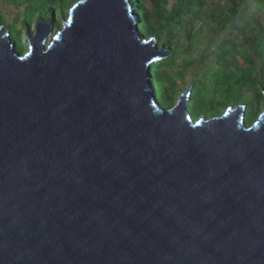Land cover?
Segmentation results:
<instances>
[{
  "label": "water",
  "instance_id": "obj_1",
  "mask_svg": "<svg viewBox=\"0 0 264 264\" xmlns=\"http://www.w3.org/2000/svg\"><path fill=\"white\" fill-rule=\"evenodd\" d=\"M138 21L75 0L23 53L0 27V264H264V110L164 108Z\"/></svg>",
  "mask_w": 264,
  "mask_h": 264
},
{
  "label": "trees",
  "instance_id": "obj_2",
  "mask_svg": "<svg viewBox=\"0 0 264 264\" xmlns=\"http://www.w3.org/2000/svg\"><path fill=\"white\" fill-rule=\"evenodd\" d=\"M14 6L10 15L0 10V27L9 30L10 40L17 51L22 50V30L28 28L33 19H48L65 13L67 6L75 0H6ZM138 15L137 26L145 37L155 36L159 47L169 50L165 57L151 65L153 89L159 102L167 107L174 104V90L178 80L192 74L194 87L189 95L187 110L193 115L214 116L215 107L245 103L248 105L244 121L248 124L257 118V110L264 100V0H229L233 4L225 7L224 0H130ZM186 17L184 33H180ZM227 21L223 24L224 18ZM234 29V35L223 37L217 44L214 63L200 53L199 38L206 32H222ZM138 28V29H139ZM213 29V30H212ZM186 51L181 66L177 58ZM241 58H245L242 62ZM191 71V72H189ZM211 82V91L208 81ZM206 93L209 95L207 96ZM204 94V95H203ZM211 96H215L212 99ZM225 106V107H226ZM261 113V112H260Z\"/></svg>",
  "mask_w": 264,
  "mask_h": 264
},
{
  "label": "rangeland",
  "instance_id": "obj_3",
  "mask_svg": "<svg viewBox=\"0 0 264 264\" xmlns=\"http://www.w3.org/2000/svg\"><path fill=\"white\" fill-rule=\"evenodd\" d=\"M223 5L225 7H227L228 5H231L230 9H229V12L232 11L233 9V4H230L229 0H224V3ZM70 6V5H69ZM69 6L66 7L65 9V13L64 14H61V13H58L56 14V16L54 17L53 19V31L55 30L56 27H59L63 21V19L66 17L67 15V10L69 8ZM0 10L1 11H4L6 13H9L10 15H12V13H15L16 12V9L14 8V6H10L9 3H7L6 0H0ZM227 21V17L224 18V21H223V24H225ZM37 22V20L34 18L31 25L28 27V28H25V29H28L30 32H33V29H34V25L35 23ZM231 23L229 24V28L225 29L224 31L222 32H215V31H212V32H206L204 36H202L201 38H199V41H198V47H199V51L200 53H196L195 57L196 58H201V54H203L205 56V59L206 60H209V64L211 68L213 69H216L217 65L216 63H214V60H215V57H216V52H217V44L218 42L225 36H228V37H231L234 35V29L231 28ZM185 27H186V17H184L183 21H182V24H181V31L180 33H184L185 31ZM139 28V27H138ZM25 29L22 30V34H21V40H22V50L21 52L19 53H23L27 47H28V41H27V38H26V34H25ZM213 30V29H212ZM139 32L140 34L142 35V29L139 28ZM187 56V53L186 51H182V54L178 56L177 58V64L178 66H181V63L183 61V58ZM242 56L240 55V58ZM242 62L245 61V58H241ZM191 72V71H189ZM184 81L185 83H183L180 79L178 80V87H175V90H174V97H173V102L175 104V102L177 101V99L180 97L181 93L189 88V90L191 89V93H192V90H194V87L193 85H190L191 84V80H194L196 79V77L194 75H190V74H185L184 75ZM154 84V81H153V77L151 78V85L153 86ZM208 84H209V87H210V91H211V82L210 80L208 81ZM155 91V89H154ZM205 94L208 96L209 94L205 92ZM204 95V94H203ZM155 97L158 99V93L157 91H155ZM212 99H215L216 100V97L215 96H211ZM189 99V98H188ZM162 103V102H161ZM188 103V100L186 102V105ZM164 104V103H163ZM162 106L164 108H168L166 105H163ZM173 104V105H174ZM172 105V106H173ZM210 107L214 108L216 113L214 116H220L224 109L226 108L225 106H219V107H215V105L211 102L209 104ZM171 107V106H170ZM247 109H248V105H247ZM264 110V100L260 103V105L258 106V110H257V114L259 115L260 112H262ZM192 118L195 119L196 117H200V115H193L194 113H190ZM257 115V116H258ZM203 116V115H202ZM205 118L204 119H207L206 116H204ZM212 117V116H211ZM210 118V117H209ZM247 120V119H246ZM248 121V120H247Z\"/></svg>",
  "mask_w": 264,
  "mask_h": 264
},
{
  "label": "clouds",
  "instance_id": "obj_4",
  "mask_svg": "<svg viewBox=\"0 0 264 264\" xmlns=\"http://www.w3.org/2000/svg\"><path fill=\"white\" fill-rule=\"evenodd\" d=\"M245 104V103H244ZM246 105V104H245ZM229 106V105H228ZM246 108H247V105H246ZM200 116H202V115H200ZM197 118V117H196Z\"/></svg>",
  "mask_w": 264,
  "mask_h": 264
}]
</instances>
